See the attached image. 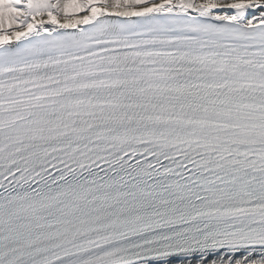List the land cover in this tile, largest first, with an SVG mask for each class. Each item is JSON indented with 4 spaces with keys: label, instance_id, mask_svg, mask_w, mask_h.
Instances as JSON below:
<instances>
[{
    "label": "snow or ice",
    "instance_id": "6c2138e0",
    "mask_svg": "<svg viewBox=\"0 0 264 264\" xmlns=\"http://www.w3.org/2000/svg\"><path fill=\"white\" fill-rule=\"evenodd\" d=\"M0 264H264V0H0Z\"/></svg>",
    "mask_w": 264,
    "mask_h": 264
}]
</instances>
